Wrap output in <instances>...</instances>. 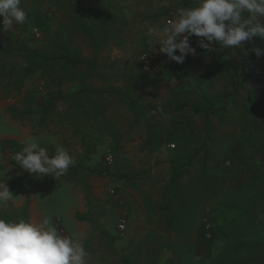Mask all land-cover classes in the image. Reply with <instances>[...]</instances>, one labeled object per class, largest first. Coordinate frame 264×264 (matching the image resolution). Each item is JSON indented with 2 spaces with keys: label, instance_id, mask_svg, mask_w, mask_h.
Instances as JSON below:
<instances>
[{
  "label": "rangeland",
  "instance_id": "1",
  "mask_svg": "<svg viewBox=\"0 0 264 264\" xmlns=\"http://www.w3.org/2000/svg\"><path fill=\"white\" fill-rule=\"evenodd\" d=\"M49 1L20 2V7L28 16L39 5L47 18L53 20L49 29L32 28L27 19L22 25L14 23L12 28L3 30V18L0 17V42L13 41L16 48L25 44L32 49L47 50L51 34L55 32L65 13L58 8L49 7ZM109 1L120 9L119 15L124 18L126 25L114 32L103 51L97 54V50L87 39L74 36L75 45L83 57L93 59L97 54L98 58V75L87 84L95 90L92 97L96 106L106 108L108 122L105 123L108 129H93V137L99 138L93 141L99 143L94 155L83 157L86 150L75 133L76 127L70 123L61 125L50 122L40 127L36 120L19 121L12 117L8 109L11 106L24 107L27 94L34 96L35 107L40 108L52 86L46 78L36 73L28 75L19 92H8L5 87L8 81L12 88L15 83L5 75L8 76L14 70L13 76H23L28 73L29 68L21 53H15L8 58L0 55V181L7 183L14 196L12 200L0 201V213L6 216L4 218L9 216L11 220H16V214H20L28 206V221L40 224L47 220L61 234L69 235L80 242L89 253L86 264L121 262L129 251L126 250L129 243H137L147 235L151 225L148 202L152 200L154 204L157 203L160 189L169 180L172 172L169 160L171 151L176 150L175 146L170 145V149L163 148L152 152L147 145L149 117L152 114L147 113L137 123L136 115L119 96L128 92L132 79L137 78L138 74L147 78L144 83L138 84V88L148 104L160 109L155 116L159 126L170 125L173 120L170 118V111H175L183 100L199 103L200 90L217 100L221 94L231 96L237 93L230 113L231 123H220L218 118H212L214 135L209 149L204 150L200 158L203 166L219 168L223 175L230 176L235 183L242 180L239 172L243 167L245 154L243 146L232 142L231 134H241L242 126L238 121L248 94L264 97V57L256 66L250 68L252 42H244L242 47L232 49H223L216 44L211 51L197 47L196 54L189 55L182 64L174 61L167 65L162 64L160 45L149 33V28L170 22L181 7L194 6L195 4H187L190 0ZM196 40L195 36L191 38L193 46L196 45ZM176 54L179 55V52ZM144 55L148 56V65L142 60ZM2 64L6 65L4 76L1 75ZM232 65L238 68V84L232 81L227 72V67ZM110 88L115 92L109 91ZM78 89V83L62 87L66 94ZM74 108L61 102L62 112L73 111ZM183 119L194 130L192 143L183 156L185 158L205 143L206 131L201 117L185 113ZM252 120L263 123L264 127V111ZM6 140L20 142L24 147L27 142H36L46 148L50 156L55 154L57 148L62 147L74 161L84 160L85 165L90 167H97L101 163L117 175L125 173L132 177L144 172L146 174L131 181L120 182L114 177L98 175H86L79 181L71 182L66 174L58 178L36 174L38 186L30 190L25 178L32 174L21 169L13 160L15 154L4 149L3 142ZM258 152L264 157V150ZM77 216L90 217L95 222H81ZM212 221L213 217L208 213L201 214L197 248L191 254L194 255V264L215 263L217 256L229 255L223 252L222 243L216 237L212 238ZM153 222L152 227L162 236L160 239L165 242L172 241L171 236L175 233H164L162 226ZM103 231L110 235L106 237ZM158 264L180 263L171 251L162 250ZM241 264H264V249L243 256Z\"/></svg>",
  "mask_w": 264,
  "mask_h": 264
},
{
  "label": "trees",
  "instance_id": "2",
  "mask_svg": "<svg viewBox=\"0 0 264 264\" xmlns=\"http://www.w3.org/2000/svg\"><path fill=\"white\" fill-rule=\"evenodd\" d=\"M196 0H190L188 5H194ZM49 7L64 11V17L60 20L57 29L51 35L48 49L41 51L32 49L22 44L17 48L13 41L0 42V55L4 58L18 53L27 63L28 73L23 76H13V71L5 75L6 65L1 66V75L8 81V92L20 91L28 75L39 73L46 78L52 89L47 93L45 102L40 108L35 107L36 100L32 94H27L24 107L11 106L8 112L13 118L24 120H36L42 127L50 122L61 125L71 124L76 127V135L86 150L83 157L97 153L99 138L93 137V129L103 127L108 129L106 123V108L96 106L92 94L94 89L88 86V81L98 74L97 54L111 41L114 32L124 28L126 22L120 17V9L109 0H50ZM28 23L32 28L49 29L53 20L47 18L39 5L29 12ZM118 32V31H117ZM78 35L87 39L97 50L93 59L83 57L80 49L75 45L74 36ZM254 48L264 49V41L254 38L250 53V68L256 66L264 55L257 56ZM166 54L162 53V64L171 63ZM227 72L235 84L239 83L238 68L235 65L228 66ZM15 73V72H14ZM147 78L139 75L132 79L131 87L121 94L123 102L136 115L138 123L142 118L151 113L147 134V145L152 152L174 145L176 150L171 151L169 164L172 172L169 180L160 189L157 203L148 202L151 211L150 228L146 236L137 243L130 242L128 251L121 262L115 264H158L162 250L171 251L180 264H194L192 258L197 248V230L200 228L201 214L208 213L213 217V239L216 237L223 245V252L229 254L223 257L217 256L215 263L209 264H241V258L257 250L264 249V157L259 150H264L263 123L253 121L255 116L264 111V97L249 93L241 110L239 121L241 134H231L232 142L243 146L245 161L240 172L242 180L235 183L230 176L223 175L219 168L213 169L203 166L200 162L204 150H208L214 135L212 118H218L220 123H231L230 113L233 110V101L237 93L227 96L221 94L217 100L204 90H200L199 103H191L183 100L170 111L173 119L170 125L159 123L155 116L160 109L148 104L139 92L138 84L144 83ZM78 83L80 89L64 93L62 87L68 84ZM11 86V87H10ZM111 92H115L110 88ZM117 98V96L115 95ZM61 102L75 107L73 111H60ZM177 112V113H176ZM201 117L204 121L206 141L195 148L192 154L183 158L186 149L192 143L194 130L185 123L184 114ZM106 122V123H105ZM76 123V125H75ZM104 125V126H102ZM90 128V130H88ZM99 133L101 134L102 131ZM4 149L16 154L24 145L14 140L3 142ZM170 149V148H169ZM87 155V156H86ZM81 157V158H83ZM136 174L129 177L127 174H114L109 167L99 164L97 167L85 165V161H75L67 171L71 182L81 180L86 175H98L100 177H114L117 182L131 181L140 176ZM28 188L31 190L38 186L39 180L36 174L25 178ZM29 207L25 206L23 212L16 214V220L28 221ZM0 213V218L11 220ZM81 222L87 221L94 224L90 217L77 216ZM162 226L164 233L172 234L170 242L160 239L162 236L152 227L154 222ZM108 237L110 234L103 231ZM174 235V236H173ZM174 238V240H173ZM198 260L197 258H195ZM205 264V263H201Z\"/></svg>",
  "mask_w": 264,
  "mask_h": 264
},
{
  "label": "clouds",
  "instance_id": "3",
  "mask_svg": "<svg viewBox=\"0 0 264 264\" xmlns=\"http://www.w3.org/2000/svg\"><path fill=\"white\" fill-rule=\"evenodd\" d=\"M20 2L0 0L3 30L12 28L14 23L22 25L28 19ZM149 33L160 45V53L178 64L189 55L194 56L197 47L211 51L216 44L232 49L257 37L264 41V0H196L194 6L179 8L170 22L150 27ZM193 36L197 38L195 46L191 42ZM253 51L258 57L264 55V49ZM13 160L28 173L54 178L65 175L75 164L64 148H57L50 156L36 142H27ZM13 198L7 183L0 181V201ZM88 256L80 242L61 234L47 220L37 224L0 218V264H86Z\"/></svg>",
  "mask_w": 264,
  "mask_h": 264
},
{
  "label": "built area",
  "instance_id": "4",
  "mask_svg": "<svg viewBox=\"0 0 264 264\" xmlns=\"http://www.w3.org/2000/svg\"><path fill=\"white\" fill-rule=\"evenodd\" d=\"M142 60H143L144 62H146L147 65L149 64V62H148V56L144 55V56L142 57ZM147 68H148V67H147ZM146 70L148 71L149 68L146 69ZM208 228H210V227H208ZM208 228H207V229H208Z\"/></svg>",
  "mask_w": 264,
  "mask_h": 264
}]
</instances>
